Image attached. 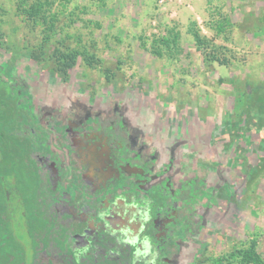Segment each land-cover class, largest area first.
<instances>
[{
  "label": "rangeland",
  "instance_id": "1",
  "mask_svg": "<svg viewBox=\"0 0 264 264\" xmlns=\"http://www.w3.org/2000/svg\"><path fill=\"white\" fill-rule=\"evenodd\" d=\"M15 1L0 0V74L20 101L73 118L124 109L137 142L159 151L155 162L170 164L176 185L199 179L190 206L179 204L192 224L174 264H238L250 241L262 264L264 0H55L44 41ZM219 14L230 22L222 33ZM192 29L209 48H197ZM171 33L176 46L153 43ZM213 48L226 63L207 58ZM56 49L77 52L71 66L59 71ZM15 233L25 239L22 226Z\"/></svg>",
  "mask_w": 264,
  "mask_h": 264
},
{
  "label": "trees",
  "instance_id": "2",
  "mask_svg": "<svg viewBox=\"0 0 264 264\" xmlns=\"http://www.w3.org/2000/svg\"><path fill=\"white\" fill-rule=\"evenodd\" d=\"M54 1H15L16 9L24 22L43 27L41 31L44 34L43 41L47 40V31L55 22V16L51 13ZM229 24L227 17L221 16L220 20L215 21V28L222 33ZM191 35L198 49L209 48L196 30L192 29ZM171 37V40L166 37L156 38L153 43L166 46L171 43L176 46L178 34L171 33ZM217 50L213 48L205 55L209 60L226 63L225 58L219 60L215 56ZM61 52L56 49V53ZM76 54L77 52H69L56 56L59 71L63 70L64 66H71ZM155 54L159 55V52L155 51ZM87 59L89 64L93 62V57L87 56ZM91 119L85 115L83 125L78 126L77 129L81 130ZM95 120L97 125H89L88 129L98 132L100 130L105 137L108 135V125H111L110 127H115L119 133V135L116 133L119 141L125 144L124 151L119 154L126 152L123 167L132 168L133 164L141 163L137 160L138 153L136 152L134 156L126 145L125 137L128 129L117 114L115 117L101 120L95 117L93 121ZM64 122L63 119H56L50 114L45 104L42 108L34 109L30 102L20 101L16 87L0 74V264H171L170 258L163 252L167 248L168 240L174 239L177 243L192 224L191 220L179 215L176 205L183 197L194 198V189L199 187L198 177L185 179L179 189L169 193L172 200L158 202L157 208L153 206L155 201L147 202L141 195L138 201L137 192L133 194L127 191L123 196L117 191L111 202L105 201L104 196L108 194V192L105 194V191L109 189H104L102 195L97 194L89 199L84 209V216L81 215L83 216L81 220L90 223L91 231V234H87L88 237L83 236L86 238V243H83L77 237L81 234L73 230L76 220L68 211L73 204V194L77 193V189L67 185L65 193L59 194L62 191L59 183L52 189V184L46 177L49 170L63 169L59 166L56 157H53L52 169L47 165L45 158L51 161L52 147H57L55 145L57 143L72 148V139L67 136L69 132ZM43 124L48 128H44ZM52 132L56 133L58 140L53 139ZM91 140L95 141V139ZM87 154L89 153H84V156ZM148 167L149 163L145 164V168ZM64 170H61L62 178L66 181L67 173ZM165 195L167 196L168 193ZM118 199L123 205L119 206ZM136 206L146 208L145 218L151 220V227L159 229L157 236L143 233L141 236L128 238L131 231L127 226L134 223L132 210ZM18 212L22 213V222L16 217ZM149 212L153 214L150 215ZM114 217L124 218L125 224L117 223L115 227L109 224ZM21 226L25 237L23 241L15 233V227L21 228ZM105 235L110 236V239L103 240ZM117 245H129L130 249L128 248L127 251L130 256H124L122 253H119L120 256L118 253L115 255ZM255 248L256 241H250L248 247L238 249L235 253L237 263L256 264ZM142 249L150 253L154 251L161 253L158 257L151 258L137 256V252ZM174 249L177 250L176 245ZM175 251H171V254H176ZM103 253L107 255H102ZM225 261L226 259L222 257L214 264H225Z\"/></svg>",
  "mask_w": 264,
  "mask_h": 264
},
{
  "label": "flooded vegetation",
  "instance_id": "3",
  "mask_svg": "<svg viewBox=\"0 0 264 264\" xmlns=\"http://www.w3.org/2000/svg\"><path fill=\"white\" fill-rule=\"evenodd\" d=\"M49 113L53 114L56 119H63V122L65 121L64 124L69 132L67 136L72 139V148H69L67 145H58L57 143H54L57 147H52V153L50 155V159L52 158L51 161L46 160L47 158H45L50 169L54 166L53 157L58 158L59 166L63 168L61 170H66H64L67 173L66 181L62 178V171L58 169L49 170L48 176L46 177L49 183L52 184V189L53 186L59 183L62 190L59 194L65 193V186L67 185H72L77 189V193L73 194V204L68 208V211H70V215L72 214L76 220L73 224V230L81 234L77 235V237H79V240L83 243H86V238L83 236L88 237L87 234H91L89 229L90 223L81 220L84 216L86 203L90 198H94L95 195H102L104 189H109L105 191V194L108 192V194L104 196L105 201L108 200L111 202L117 191L123 196L127 194V191L133 194L137 192L138 197L136 198L138 201L140 200L139 196L141 195L147 202L155 201L154 204L156 206H153L157 208L158 202L160 201L170 202L172 198L169 193L179 189L185 179L189 178H179L178 180L180 182L176 185V176L171 172L170 164L168 163L163 168L158 167V164L155 162V157L158 156L159 151L156 150V152H152L147 145L139 144L137 142V138L132 134L131 127L125 119L124 109L112 106L109 113L85 109V111L81 112L80 116L76 118L62 116L61 113H52L50 111ZM116 114L128 129L125 137L128 149L134 153V156L138 153L137 160L141 161L140 164H133L132 168L123 167V159L126 157V152L125 154L119 153L124 151L123 147L125 144L123 145L122 141H119L116 134L118 132L115 130V127L112 128L110 127L111 125H108V135L105 137L102 136L100 130L98 132L97 130L88 129L89 125H97L96 120L93 121L95 117L101 120L107 117H115ZM85 115L92 119L87 121L83 128L79 130L77 127L83 125V118ZM43 127L48 128L44 124ZM51 135L54 140L59 139L55 132H52ZM91 139H95V141H92ZM84 153L89 154L84 156ZM148 163L149 167L145 168V164L147 165ZM165 193H168V195L166 196ZM75 195L76 197L74 198ZM185 198L187 197L178 200L176 208L178 209L179 215L191 220L186 214L182 213V209L179 205L183 203L184 205L190 206V203H188ZM75 199H77V201ZM117 201L119 206L123 205L119 199ZM145 210L146 208H144V206H136V208L132 210L135 220L134 223H130L127 226L131 231L128 238H134L137 235L141 236L143 233L157 236L159 229H155L153 226L151 227V220L145 218V216H147V211L144 212ZM149 214L152 215L153 213L149 212ZM108 216H106V219ZM125 221L124 218L117 219L114 217L109 224L115 227L117 223L124 225ZM169 229H171V227ZM151 232L153 234H151ZM106 236L107 235L104 236L103 240L110 239V236ZM184 236L180 240L178 239L177 243L174 239H169L167 248L163 250L164 254L170 258L171 264H174V258L178 255V244ZM175 245L177 246L176 251L174 249ZM128 246L129 245H117V252L114 254L116 255L118 253V256H120L119 253H122L124 256H130V253L127 251L128 248L130 249ZM173 250L176 252L174 255L171 254V251ZM160 253L161 252L156 251L150 253L142 249L139 250L136 255L151 258L158 257ZM102 255H107V253H103Z\"/></svg>",
  "mask_w": 264,
  "mask_h": 264
}]
</instances>
